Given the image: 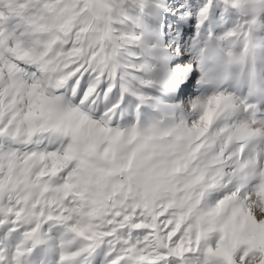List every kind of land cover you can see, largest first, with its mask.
<instances>
[{
	"label": "snow or ice",
	"instance_id": "snow-or-ice-1",
	"mask_svg": "<svg viewBox=\"0 0 264 264\" xmlns=\"http://www.w3.org/2000/svg\"><path fill=\"white\" fill-rule=\"evenodd\" d=\"M0 264H264V0H0Z\"/></svg>",
	"mask_w": 264,
	"mask_h": 264
}]
</instances>
